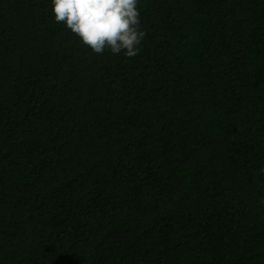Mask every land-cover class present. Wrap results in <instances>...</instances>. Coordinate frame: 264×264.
Listing matches in <instances>:
<instances>
[{
  "label": "trees",
  "instance_id": "1",
  "mask_svg": "<svg viewBox=\"0 0 264 264\" xmlns=\"http://www.w3.org/2000/svg\"><path fill=\"white\" fill-rule=\"evenodd\" d=\"M137 7L129 58L0 0V264H264V0Z\"/></svg>",
  "mask_w": 264,
  "mask_h": 264
},
{
  "label": "clouds",
  "instance_id": "2",
  "mask_svg": "<svg viewBox=\"0 0 264 264\" xmlns=\"http://www.w3.org/2000/svg\"><path fill=\"white\" fill-rule=\"evenodd\" d=\"M55 22L63 23L96 54L108 49L131 58L145 37L138 0H51Z\"/></svg>",
  "mask_w": 264,
  "mask_h": 264
}]
</instances>
